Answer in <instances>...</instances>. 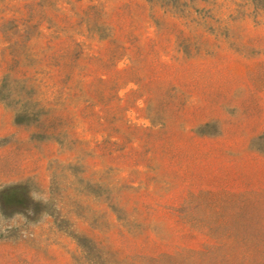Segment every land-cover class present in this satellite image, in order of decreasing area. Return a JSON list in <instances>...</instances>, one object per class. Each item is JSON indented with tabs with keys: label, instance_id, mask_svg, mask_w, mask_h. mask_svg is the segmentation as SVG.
Instances as JSON below:
<instances>
[{
	"label": "rangeland",
	"instance_id": "obj_1",
	"mask_svg": "<svg viewBox=\"0 0 264 264\" xmlns=\"http://www.w3.org/2000/svg\"><path fill=\"white\" fill-rule=\"evenodd\" d=\"M0 264H264V0H0Z\"/></svg>",
	"mask_w": 264,
	"mask_h": 264
},
{
	"label": "clouds",
	"instance_id": "obj_2",
	"mask_svg": "<svg viewBox=\"0 0 264 264\" xmlns=\"http://www.w3.org/2000/svg\"><path fill=\"white\" fill-rule=\"evenodd\" d=\"M30 195L32 196V198H33L34 200L39 201V200L42 199V197H40L39 195H37V194H35V193H30ZM45 202H46V201H45Z\"/></svg>",
	"mask_w": 264,
	"mask_h": 264
}]
</instances>
